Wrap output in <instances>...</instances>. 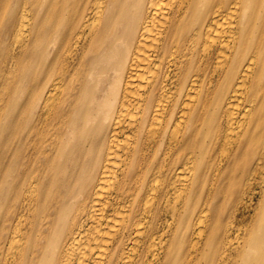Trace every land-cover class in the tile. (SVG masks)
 <instances>
[{
  "label": "bare ground",
  "instance_id": "obj_1",
  "mask_svg": "<svg viewBox=\"0 0 264 264\" xmlns=\"http://www.w3.org/2000/svg\"><path fill=\"white\" fill-rule=\"evenodd\" d=\"M0 264H264V0H0Z\"/></svg>",
  "mask_w": 264,
  "mask_h": 264
},
{
  "label": "rangeland",
  "instance_id": "obj_2",
  "mask_svg": "<svg viewBox=\"0 0 264 264\" xmlns=\"http://www.w3.org/2000/svg\"><path fill=\"white\" fill-rule=\"evenodd\" d=\"M253 205H254V208H256L258 206V204H256V202H254Z\"/></svg>",
  "mask_w": 264,
  "mask_h": 264
}]
</instances>
